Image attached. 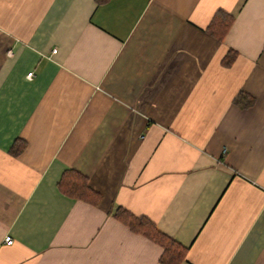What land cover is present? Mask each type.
Returning <instances> with one entry per match:
<instances>
[{
    "label": "crops",
    "instance_id": "1",
    "mask_svg": "<svg viewBox=\"0 0 264 264\" xmlns=\"http://www.w3.org/2000/svg\"><path fill=\"white\" fill-rule=\"evenodd\" d=\"M118 208L264 264V0H0V264H161Z\"/></svg>",
    "mask_w": 264,
    "mask_h": 264
},
{
    "label": "trees",
    "instance_id": "2",
    "mask_svg": "<svg viewBox=\"0 0 264 264\" xmlns=\"http://www.w3.org/2000/svg\"><path fill=\"white\" fill-rule=\"evenodd\" d=\"M108 1L110 0H97L98 4H103ZM233 21L234 17L232 15L219 11L214 15L207 29L213 36L221 40L231 28ZM227 56L225 57L226 62L230 64L234 60V57L228 54ZM235 103L240 107H249L254 103V98L240 93L236 96ZM58 186L64 194L76 198L85 199L91 193H94L88 186L87 177L75 170L65 171ZM96 195L99 198V195ZM115 216L127 224L133 231L146 236L163 248V253L160 258L161 264H181L185 259L187 248L160 231L154 221L146 217L133 215L123 208H118Z\"/></svg>",
    "mask_w": 264,
    "mask_h": 264
},
{
    "label": "built area",
    "instance_id": "3",
    "mask_svg": "<svg viewBox=\"0 0 264 264\" xmlns=\"http://www.w3.org/2000/svg\"><path fill=\"white\" fill-rule=\"evenodd\" d=\"M55 51H57L56 48L54 49V52H55ZM32 75H33V72H30V73L28 74L29 77H31ZM5 240H6V242H7L8 244L13 243V239H12L10 236H7V237L5 238Z\"/></svg>",
    "mask_w": 264,
    "mask_h": 264
}]
</instances>
